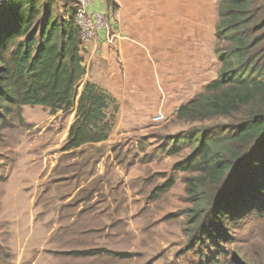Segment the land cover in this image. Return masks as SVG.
<instances>
[{
	"label": "rangeland",
	"instance_id": "374dc122",
	"mask_svg": "<svg viewBox=\"0 0 264 264\" xmlns=\"http://www.w3.org/2000/svg\"><path fill=\"white\" fill-rule=\"evenodd\" d=\"M106 2L109 16L116 2ZM145 3L146 41L139 46L153 82L118 88L121 103L115 100L103 144L63 151L74 108L52 112L0 103V264H264V216L254 212L214 224L226 239L192 241L199 214L184 180L195 175L174 168L196 147L186 135L224 122L176 117L217 78L219 2ZM51 5L56 16L74 10L73 0ZM169 36L180 43L172 62ZM88 55L77 101L87 82L109 93L100 83L104 69L97 73ZM158 66L177 73L162 78Z\"/></svg>",
	"mask_w": 264,
	"mask_h": 264
},
{
	"label": "trees",
	"instance_id": "16d2710c",
	"mask_svg": "<svg viewBox=\"0 0 264 264\" xmlns=\"http://www.w3.org/2000/svg\"><path fill=\"white\" fill-rule=\"evenodd\" d=\"M218 2L217 78L176 112L189 123L224 121L186 135L184 141L196 147L174 167L195 175L184 180L199 214L193 242L219 239L214 224L222 218L264 216V0ZM84 75L74 10L56 16L51 0H0V103L71 110ZM115 103L85 83L63 151L106 141Z\"/></svg>",
	"mask_w": 264,
	"mask_h": 264
},
{
	"label": "crops",
	"instance_id": "0c3cea01",
	"mask_svg": "<svg viewBox=\"0 0 264 264\" xmlns=\"http://www.w3.org/2000/svg\"><path fill=\"white\" fill-rule=\"evenodd\" d=\"M115 7L111 9L112 13L108 16L110 20V26L115 30L118 39L115 41V47L107 45L102 36H99L93 44L86 48L83 52V57L88 55V61H91L92 67L95 66L97 73L101 72L98 70L100 66L105 71V78L100 83L104 85L105 89L109 92L111 97L121 103L120 93L118 88L139 86L147 84L146 78L152 83L151 71L147 72L145 63L146 58L144 52L141 50L140 44L145 43V29H146V14L140 12L144 8L145 0H114ZM90 12H99L106 14L108 11V4L105 0H96L88 8ZM177 40V41H176ZM169 47H166L169 51V61L177 56V48L180 43L175 36H169ZM167 41V42H168ZM186 42V41H185ZM188 44V42H186ZM153 47V46H152ZM152 47H148L151 49ZM152 54H158L150 50ZM166 61H168L166 59ZM84 63L86 60L84 57ZM90 64V62H87ZM145 66V67H143ZM158 74L160 77L165 78L169 75L175 77L177 73L175 69H162L158 66ZM86 70V67H85ZM184 70H182L183 72ZM89 80V78H87ZM85 82V81H84ZM83 82V83H84ZM99 85V84H98ZM100 84V86H102ZM81 92V91H80ZM78 93V96L80 95ZM78 99V97H77ZM77 100L75 107L72 110L75 118ZM75 121V119H74ZM72 125V124H71ZM104 142L97 143L99 145Z\"/></svg>",
	"mask_w": 264,
	"mask_h": 264
},
{
	"label": "built area",
	"instance_id": "2783aa9c",
	"mask_svg": "<svg viewBox=\"0 0 264 264\" xmlns=\"http://www.w3.org/2000/svg\"><path fill=\"white\" fill-rule=\"evenodd\" d=\"M74 24L78 28L83 52L92 44L100 34L103 41L109 46L114 45L118 39L117 34L111 32L109 17L99 12H88L89 6L96 0H73ZM106 1V0H105ZM110 1V0H109ZM85 67V63H84Z\"/></svg>",
	"mask_w": 264,
	"mask_h": 264
}]
</instances>
